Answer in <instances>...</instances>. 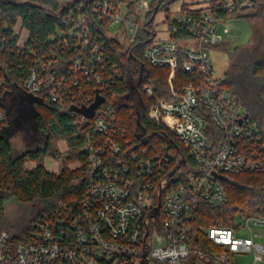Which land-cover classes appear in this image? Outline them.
I'll list each match as a JSON object with an SVG mask.
<instances>
[{"label":"built area","instance_id":"built-area-1","mask_svg":"<svg viewBox=\"0 0 264 264\" xmlns=\"http://www.w3.org/2000/svg\"><path fill=\"white\" fill-rule=\"evenodd\" d=\"M149 5L150 0H139L136 8L147 12ZM254 7L253 0H182L161 21L163 37L154 18L156 34L144 58L169 67L171 94L156 95L151 83L142 90L152 99L149 117L169 128L185 149L174 161L164 144L125 149L132 140L120 130L116 106L107 98L101 71L105 43L93 25L105 24L102 33L115 37L110 27L120 24L128 48L149 27L137 20V12L125 3L76 0L63 18L65 28L54 35L62 46L81 50L69 64L53 49L35 53L21 17L14 24L0 17V52L20 58H0V93L6 98L19 88L41 102L56 103L75 117L87 153L79 205L43 210L26 240L0 229V264H185L191 254L212 264H245L239 257L248 253L251 264L264 263V216L239 212L231 225L200 221L204 204L217 209L226 203L224 182L231 174L264 172V129L252 127L224 79L215 76L207 49L226 39L217 32L223 10ZM171 32L186 36L174 38ZM179 66L194 77L181 90L173 86ZM97 96L104 100L94 114H83L79 108ZM1 101L0 123L8 118Z\"/></svg>","mask_w":264,"mask_h":264},{"label":"trees","instance_id":"trees-1","mask_svg":"<svg viewBox=\"0 0 264 264\" xmlns=\"http://www.w3.org/2000/svg\"><path fill=\"white\" fill-rule=\"evenodd\" d=\"M64 1L0 0V17L2 23L10 24H14L17 18L21 17L22 24L29 30L28 45L35 53L40 54L53 49L60 54L66 64H69L81 50L76 47H64L58 42V38L54 37L58 29L65 28L63 18L68 14V8L76 2V0L69 3ZM109 1L114 7L125 3L130 7L129 9H135L139 2V0ZM176 1L178 0H150L144 18L142 19L139 14L137 16L138 21L148 22L149 27L142 29L128 48H125L116 37L102 33L105 24L96 22L93 25V29L100 32V38L105 43L107 58L104 62L105 67L101 71H104L108 81L107 98L116 106L120 130L125 133L126 138L132 140L128 145L124 143V148L138 149L151 142L157 147L164 144L165 148L173 152L172 161L176 159L178 151L186 153L185 149L169 128L149 117L148 108L152 99L148 98L142 89L145 83H151L156 95L169 97L171 94V86L168 82L169 67L150 65L144 58V50L156 34L153 28L155 16L163 12L166 19H169L171 6ZM253 1L255 3L253 9L230 12L223 10L220 15L227 20L233 15L251 14V11L257 9L261 3V0ZM170 34L174 38L186 36L185 33ZM212 46L216 47L217 44ZM4 56L15 61L20 59L10 51L4 54L0 52V58ZM253 73L256 76L264 75V59H257L253 63ZM193 79L192 74L179 66L173 79V86L181 90L184 84ZM224 83L236 100L246 103L235 80L225 78ZM5 95V92L0 93V98L3 97V101L1 99L0 101L8 112L7 120L0 123V218L5 215L6 202L12 197L23 202L44 203V208L30 219L25 217L15 222L8 220L11 229H20L18 234L9 231L11 236L17 240H26L32 220L43 210H53L62 204L79 205L85 188L87 153L82 150L83 137L75 124V117L60 110L56 103L32 101L31 96L19 88H14L13 93L6 98ZM260 95L264 99V83L261 85ZM247 111L250 113V109ZM5 127L9 135L1 133ZM16 130L24 134L29 146L22 152L14 154L11 138ZM37 136L42 138L41 145L36 143ZM53 137L63 138L67 142L69 155L65 160H78L80 166L70 168L64 162L58 173L45 166L46 156L59 157L60 152L52 145ZM29 161L34 162L35 165L29 167L27 165ZM224 184L227 192L226 203L217 209L204 204L201 207V223L207 226L231 225L239 212L264 216V172L231 174ZM1 224L2 220H0V229H5ZM185 264L212 263L191 254L185 259Z\"/></svg>","mask_w":264,"mask_h":264},{"label":"rangeland","instance_id":"rangeland-1","mask_svg":"<svg viewBox=\"0 0 264 264\" xmlns=\"http://www.w3.org/2000/svg\"><path fill=\"white\" fill-rule=\"evenodd\" d=\"M130 10L133 13L137 12L141 15L142 19L146 13L144 10L137 8ZM251 14L249 16L233 15L227 20L220 19L217 24V32L224 35L226 39L218 43L216 47L211 46L207 49L214 67L215 76L221 79L232 78L236 81V86L239 85L238 89L246 102L243 103L236 100L239 107L247 112L248 121L253 128L257 129L260 127L264 129V99L260 95V88L264 83V75L256 76L253 73V63L257 59H264V0H261L259 7L252 10ZM110 28L111 33L127 48L128 41L124 27L120 24H114ZM190 43L192 44L190 46H197L196 41ZM182 44L183 46L189 45L186 42ZM248 109H250V113L247 111ZM1 133L9 135L6 127ZM11 143L14 154L22 152L29 146L24 134L19 130L14 132ZM36 143L41 145L42 138L38 137ZM52 145L60 153L58 158L51 156L44 158V164L49 170L58 173L64 162L70 168H76L81 165L78 160H65V157L69 155V151L67 142L63 138L53 137ZM27 165L32 167L35 163L29 161ZM5 208V215L2 219L0 218L2 220L1 226L12 234H18L20 229H11L8 220L10 219L15 222L22 218L25 219V217L30 219L44 208V203L41 201L34 203L23 202L12 197L7 200ZM239 258L245 264H251L253 254L248 253Z\"/></svg>","mask_w":264,"mask_h":264},{"label":"water","instance_id":"water-1","mask_svg":"<svg viewBox=\"0 0 264 264\" xmlns=\"http://www.w3.org/2000/svg\"><path fill=\"white\" fill-rule=\"evenodd\" d=\"M158 8V6L156 7V9ZM245 16H249L251 15L250 13H246V14H243ZM32 98V101H35V100H39L33 96H31ZM104 100V97L102 96H97L96 100L90 105V106H84V107H81L79 108V110L83 113V114H86L87 116H92L94 114V111L96 109V107L99 105L100 102H102ZM40 101V100H39ZM167 154L170 155V153L167 151Z\"/></svg>","mask_w":264,"mask_h":264},{"label":"crops","instance_id":"crops-1","mask_svg":"<svg viewBox=\"0 0 264 264\" xmlns=\"http://www.w3.org/2000/svg\"><path fill=\"white\" fill-rule=\"evenodd\" d=\"M182 2V0H178L176 1L174 4H172L171 9H175L178 8L180 3ZM165 17L163 12H159L157 13L156 17H155V22L158 23V29H160L159 34L161 35V37L165 36V30H164V26L161 23V21L163 20V18ZM48 160V159H47ZM49 161V160H48Z\"/></svg>","mask_w":264,"mask_h":264}]
</instances>
